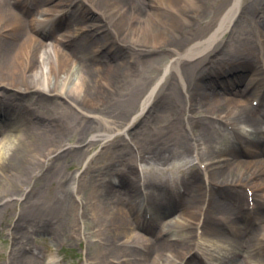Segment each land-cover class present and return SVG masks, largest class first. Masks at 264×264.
<instances>
[{"label":"bare ground","instance_id":"6f19581e","mask_svg":"<svg viewBox=\"0 0 264 264\" xmlns=\"http://www.w3.org/2000/svg\"><path fill=\"white\" fill-rule=\"evenodd\" d=\"M209 1L0 0V133L13 139L9 149L0 139V205L10 194L9 186L26 184L30 166L39 169L62 151L61 126L38 117L41 103L63 99L79 116L94 121L98 128L89 148L108 144L115 134L128 136L137 129L134 122H146L145 114L152 117L149 105L161 80L147 88L134 111H109L129 75L137 72L131 69L135 67L123 72L118 68L128 61L144 65L143 60L166 50L170 56L165 73H173L183 89L184 76L194 74L199 81L186 98L184 131L153 139L164 140L147 144L144 154L153 157L141 159L163 160L175 148L192 164L178 181H135L128 178L138 169L129 162L133 154L114 147L101 168L106 176L94 180L87 202L78 203L84 209L82 225L86 217L96 229L88 233L97 244L87 254L88 262L264 264V10L250 13L251 4L244 0H213L224 6L204 21ZM239 13L249 15L253 32L229 33V40L219 41ZM196 20L202 28L195 32ZM90 28L102 42H90ZM53 33L58 37L52 39ZM209 57L215 58L214 66L207 63ZM211 79H217L220 95L212 94L216 81ZM26 98L35 109L27 110ZM38 121L45 139L38 140L41 148L36 149L28 130ZM219 127L232 134L223 144L212 138ZM116 160L126 163L110 172ZM76 179L73 175L72 193L80 188ZM33 208L21 210L16 225L6 232L13 244L5 264H39L23 256L29 249L18 233L26 216L33 210L41 213ZM41 220L49 224L48 218Z\"/></svg>","mask_w":264,"mask_h":264},{"label":"rangeland","instance_id":"374dc122","mask_svg":"<svg viewBox=\"0 0 264 264\" xmlns=\"http://www.w3.org/2000/svg\"><path fill=\"white\" fill-rule=\"evenodd\" d=\"M244 3L251 4L250 8H247L250 13H255L257 9L259 12L264 10V0H244ZM221 6H224V4H221ZM221 6H219V2L209 1L207 8L203 11V14L206 13L207 15L204 21L212 18L216 8ZM36 9L38 10V8ZM34 12L36 11L34 10ZM234 22L233 26L219 41L225 42L229 40L227 39L229 33L253 32V25L249 15L239 13L237 20ZM193 26L196 28H193L195 32L202 28L197 20L193 22ZM65 30L66 28L64 27L63 31ZM88 35H90L91 43L102 42L101 38H98V36L96 38V33L91 31ZM57 37V33L52 34V39ZM185 38L186 36L184 35L182 39ZM173 46H176V44ZM126 47L129 46L126 45ZM169 56L170 52L163 50L157 55L150 57L151 60L148 62L143 60L142 63L144 65H135V63L131 65L133 61L130 63L128 61L126 62L127 65L118 68L120 72H123L128 67H135L131 69H136L137 72L129 75L125 86L119 90L120 94L115 98V102L113 101L112 105L108 107L109 109L107 110L109 111H122L124 114L134 111L138 108L139 102L144 97L149 86L154 85L159 80H161V85L158 88L156 98L149 105V109L153 112L152 117L145 114L143 119L148 118L146 122H134L132 124L136 126V131L131 132L128 136L122 133L115 134L110 138L108 144H105L104 141L97 142L93 148H89L90 142L94 140L93 136L97 131L98 125L90 118L79 116L77 111L69 107L63 99L41 103V108L38 109L37 115L38 117L43 116L51 126L55 124L61 126L60 145L63 148L60 154L46 161L39 169L33 170L30 166L28 172L31 173V176L25 177L24 182L26 184L22 185V187L9 186L10 194L0 205V264H5L11 258L10 252L13 242L6 232L16 225L21 210H30L31 206H36L33 209H40L41 213L33 210L34 213L26 216L27 222L24 220L25 224L22 225V230L18 232L19 235H24L23 241H27L26 247L29 249L23 256L31 258L32 261H38L39 264H89L87 254H92L97 244L94 241L95 237H90L88 233L96 229L92 222L90 224L87 222L86 219L88 218L86 217H84L85 226L82 225L79 216L83 217L84 209H81L82 207L78 206V203L87 202L94 180L97 182L101 179L100 177L106 176L104 175L106 171L101 168H104L106 166L104 165L105 162L111 158L110 153L114 147H125L126 150L133 154L132 160L129 159V162L138 169L137 171L129 172L128 178L135 181L139 177L142 182L145 179H149L151 182L164 179L178 181L184 173L183 169L190 167L192 164L191 159L186 158L183 153L176 151L175 148L173 153L166 159H158L160 162L155 159L146 161L141 159V156L142 158H147V155L150 158L153 157V154H149V152L144 154L147 144L152 147L153 145H160L164 140L163 137L155 141L153 139L160 137L163 133L165 137H175L183 130L186 117L182 113L186 107V98L190 95L194 83L197 84L199 81V78L197 79L194 74L191 78L189 77L190 75L184 76L187 84L185 89H183L173 73L164 72L165 66L169 62ZM124 60L127 61L125 58ZM210 61L214 66L215 63L213 61H215V58L209 57L207 63ZM211 80H213V83L214 80L216 81L214 83L215 87L211 91L212 94H216L215 96L220 95L222 89L219 88L217 79ZM172 88L175 94L170 91ZM158 97H165V100L161 101ZM161 102L163 103L161 104ZM166 103L167 107L162 108ZM23 105L29 111L36 108L32 107L28 98L23 100ZM104 108L102 107L103 110ZM59 115L64 117L58 122L52 123L49 121L52 118L59 117ZM168 122H174L173 127H168ZM34 124L28 132L30 138L33 141H37V146H34V148H41V142L38 140L41 137L45 139V136L41 133L42 129H40L43 123L38 121L37 123L34 122ZM6 135L0 133V139L2 138L5 140L4 142H7L6 149H9L13 146V139L8 134ZM115 136L116 138H114ZM212 138L217 144H223L225 140L229 141L232 138V134L227 129L219 127V129H215ZM112 139L115 140L113 141ZM96 140L101 139L98 138ZM32 154L37 156L35 152ZM125 163V161H117L114 167L115 170L110 172L118 171ZM178 167L180 168L179 172L176 171ZM96 168H100L98 173L95 170ZM192 172H195V170ZM73 175L77 176L76 185L77 187L80 186V188H77L72 193L70 182ZM88 177L92 180L89 181ZM174 187L175 184H171V188ZM144 192L146 193V190ZM50 198L53 199L54 205H57L56 210L52 209ZM45 207L50 209L45 210ZM213 212L216 213L215 210ZM213 215L216 216L215 214ZM43 217L44 219L48 218L49 224L43 225L41 220ZM90 226L92 227L91 230H89ZM216 226L220 227L218 224ZM183 234L185 233L183 232ZM199 256L206 262L201 253Z\"/></svg>","mask_w":264,"mask_h":264}]
</instances>
